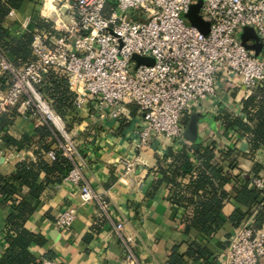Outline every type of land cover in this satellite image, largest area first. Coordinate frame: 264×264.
<instances>
[{"label":"built area","instance_id":"1","mask_svg":"<svg viewBox=\"0 0 264 264\" xmlns=\"http://www.w3.org/2000/svg\"><path fill=\"white\" fill-rule=\"evenodd\" d=\"M61 1L68 6V19L59 14L51 30L35 31L31 61L17 66L1 54L7 87L0 89V115L17 108L54 129L61 141L45 153L47 158L51 162L58 156L67 158L72 167L64 181L80 187L81 205L95 202L102 214L109 215L110 202L86 179L88 161L80 145L40 89L45 75L51 69L65 74L76 95L75 106L91 100L104 117H120L126 105L134 103L140 114L137 148L150 145L154 138L179 144L185 141L190 109L217 96L219 83L230 73L241 76L246 98L264 84V49L257 55L238 37L240 28L253 27L264 48V0ZM199 1L200 14L210 23L207 33L182 17ZM135 54L154 62L139 64ZM126 162L130 171L133 163ZM191 176L195 178L197 171ZM248 180L260 197L220 252L221 264H259L264 256V226L256 225L257 214L264 210V176L253 174ZM4 200L0 193V202ZM77 213L76 206L64 208L57 228L68 229ZM125 226L118 220L115 231L122 236ZM126 259L138 264L131 249ZM41 264L58 263L47 259Z\"/></svg>","mask_w":264,"mask_h":264},{"label":"crops","instance_id":"2","mask_svg":"<svg viewBox=\"0 0 264 264\" xmlns=\"http://www.w3.org/2000/svg\"><path fill=\"white\" fill-rule=\"evenodd\" d=\"M36 3L37 0H24L20 8H11L4 19L3 25L15 39L22 38L26 32L34 34L37 30L47 29L37 24L40 10ZM199 3L201 6V1L193 2L189 11L193 8L196 12ZM51 7H54L53 0H46L45 9L50 11ZM198 11L193 17L196 23L186 21L202 32H208L210 23L201 16L200 9ZM67 13L61 12L66 19ZM238 37L248 49L257 55L263 54V44L253 27L240 28ZM1 54L12 61L11 54L0 43V59ZM241 81L237 73H230L224 83H219L217 96L199 107L192 105L188 113L190 116L193 111H198L202 117L198 124L200 141L196 143L204 149H211L217 164L224 163L226 167L235 162L230 172L242 179L241 182L232 179L224 184L223 189L228 192V197L223 202L221 216L225 223L214 235L207 239L196 228H187L188 217L195 213L198 199L189 186L192 176H179L174 183L165 178L172 177L171 164L175 158L171 151L177 154L184 146L193 143L186 138L179 144L154 138L150 145L139 149L135 132L140 126L137 107L128 104L122 116L104 117L91 100H87L76 107L73 114L75 119L65 120L88 161L87 181L111 204L109 215L102 214L95 202L81 205L80 187L65 182L64 177L59 182L54 181L53 177L40 170L36 182L41 186V191L37 196L31 194V185H35L33 181L29 184L15 181L18 193L12 198L17 201L24 199L32 207L24 227L45 238L43 245L31 244L30 252L42 262L53 259L58 264H129L126 259L129 249L138 264H170L173 252L184 257L185 264H221L220 252L225 249L237 227L229 221V217L235 210L245 214L253 206L236 200L238 189L245 181L252 189L248 180L251 175L264 176V147L254 148L247 134L228 128L224 120V116L242 114L241 104L246 98V91ZM6 87V75L0 69V89ZM6 113L8 123L0 126V173L10 179L19 162H51L45 153L58 147L61 136L29 113L22 114L18 110ZM42 126H46L49 132L43 138L38 133V128ZM6 133L16 138L27 135L31 139L21 147L8 146L3 141ZM46 145L50 149L45 150ZM227 152H230L229 157H225ZM189 155H193L191 150ZM126 161L133 163L130 171H126ZM194 163L199 165L196 158ZM255 164L259 171L254 168ZM14 202L7 205L5 201L0 202V258L8 246L6 216L10 204ZM68 206L77 207V217L68 229L60 230L55 222L58 214ZM118 220L126 224L122 236L115 231L114 225ZM193 243L207 246L212 250V256L207 260L189 259L187 252ZM259 264H264V256Z\"/></svg>","mask_w":264,"mask_h":264},{"label":"trees","instance_id":"3","mask_svg":"<svg viewBox=\"0 0 264 264\" xmlns=\"http://www.w3.org/2000/svg\"><path fill=\"white\" fill-rule=\"evenodd\" d=\"M22 2L24 0H0V43L2 48L11 54L12 62L17 66L24 65L33 59L31 43L34 34L26 32L22 38L15 39L10 34L9 29L3 25V21L10 9L20 8ZM37 24L40 28L47 27L51 30V23L39 21ZM40 89L47 99L52 100L53 108L66 120L68 118L71 120L74 117L76 95L69 88L68 78L65 74L57 69H51L45 75ZM11 111L14 113L17 109L14 108ZM241 111L242 114L239 116H224L226 126L241 132L243 135L247 134L254 148L264 147V84L260 85L253 94L242 101ZM5 115H8V113L0 115V126H3V123H8ZM187 120H185V123H187ZM38 133L43 138L49 132L46 126H42L38 128ZM30 139L27 135L16 138L6 133L3 136V141L8 146L21 147ZM48 149H50V146L46 145L45 150ZM190 150L193 153L192 156L189 155ZM171 154L175 158V161L171 164L172 177L165 178L173 183L177 177L191 175V172L197 169V176L195 178L191 177L189 186L198 199L195 203V213L188 217L187 228H196L200 234L208 239L225 223L224 218L221 216L223 202L228 197V192L223 189L224 184L232 179L242 181L239 175L230 172L231 168L235 166L233 164L235 162L232 161L226 167L224 163L217 164L214 152L209 148H202L199 143L184 146L177 154L171 151ZM229 155L230 152H227L225 157H229ZM195 158L198 160L199 165H195ZM16 167V172L11 175L10 179L0 173V193L5 198L6 205L10 203V198L18 193L15 181L20 180L27 184L33 181L32 183L36 186L31 185V194L37 196L41 191V186L36 182L40 170L45 171L49 177H53L54 181L59 182L68 174L72 164L67 158L58 156L53 162L45 160H39L37 163L22 161ZM254 168L259 171L257 164L254 165ZM259 197V192L256 189H249L248 184L244 183L238 189L236 200L250 206ZM10 205V211L6 216L8 246L0 258V264H41L42 260L30 252L29 246L33 243L43 245L45 244V238L30 232L24 227V222L31 213L32 207L24 199H18ZM249 211L244 214L239 210H235L229 217V221L235 226H239L246 215L249 214ZM263 223L264 210L260 211L256 217L257 226H261ZM187 256L195 261L207 260L212 256V250L199 243H193L189 247ZM184 261V257H179L175 252L171 253L170 264H185Z\"/></svg>","mask_w":264,"mask_h":264},{"label":"water","instance_id":"4","mask_svg":"<svg viewBox=\"0 0 264 264\" xmlns=\"http://www.w3.org/2000/svg\"><path fill=\"white\" fill-rule=\"evenodd\" d=\"M200 3L199 5H197L196 7V12H194V16H196L195 13H197L198 9H200ZM60 12H62L63 14H66L68 12V6L66 4H63L60 7ZM194 22L196 23L197 20H195V18L193 19ZM207 33V32H204ZM134 59L139 63V64H153L154 60L153 58L150 57H144V56H140L135 54L134 55ZM202 120V117L200 116V113L198 111H193L188 120L187 123L185 125V129H184V137L191 141L192 143H196L199 142V136H198V124L199 122Z\"/></svg>","mask_w":264,"mask_h":264},{"label":"rangeland","instance_id":"5","mask_svg":"<svg viewBox=\"0 0 264 264\" xmlns=\"http://www.w3.org/2000/svg\"><path fill=\"white\" fill-rule=\"evenodd\" d=\"M45 3H46V0H37L36 4H38V9L40 10V12L36 10L37 12L40 13V15H38V21H44L45 23H51L52 24L51 29H52V26L55 23L54 22L55 19L59 16V14H61V12L59 11V7L62 4H64V2L61 0H53L54 7H51L50 11L48 9H45ZM43 10H45V11H43ZM194 12H195V9L193 10V8H192L191 11H189L188 13H183L182 17L185 20L194 23V20H193ZM197 12H199V11H197ZM42 13H44V14L42 15ZM67 15H69V13H67ZM62 18L66 19V17H62ZM129 105L137 107L134 103H130ZM188 118H189V114H188V116H186L185 120Z\"/></svg>","mask_w":264,"mask_h":264}]
</instances>
